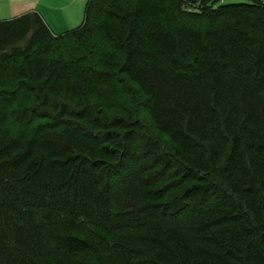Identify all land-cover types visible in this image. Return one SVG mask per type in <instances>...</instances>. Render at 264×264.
Returning <instances> with one entry per match:
<instances>
[{
	"label": "trees",
	"instance_id": "obj_1",
	"mask_svg": "<svg viewBox=\"0 0 264 264\" xmlns=\"http://www.w3.org/2000/svg\"><path fill=\"white\" fill-rule=\"evenodd\" d=\"M216 2L0 20V264H264V0Z\"/></svg>",
	"mask_w": 264,
	"mask_h": 264
},
{
	"label": "rangeland",
	"instance_id": "obj_2",
	"mask_svg": "<svg viewBox=\"0 0 264 264\" xmlns=\"http://www.w3.org/2000/svg\"><path fill=\"white\" fill-rule=\"evenodd\" d=\"M253 0H217L216 4L222 5V4H232V3H238V2H248ZM89 0H0V20H8L12 19L14 17H17L19 15L25 14L27 12L31 11H38L44 15L45 18L48 19L50 24H52V27L58 31L62 32L69 29H74L79 26H81L85 21L86 16V10H87V4ZM190 10V9H189ZM32 33H30L23 41L19 43L20 47H24L29 39L31 38ZM240 88L236 89L235 91L232 90L230 93V96H227L228 103H239L240 106H248L251 102L248 101L246 94L242 96V99L245 100V102L239 99L241 96ZM229 95V94H228ZM241 106V107H242ZM122 112L113 110L110 113H103L107 115V117H112L111 115H114V119L121 118ZM144 116H147V122L148 127L150 128V124L152 122H155L153 117L149 114H146ZM82 122L85 124H89L85 119H81ZM113 128H116L115 126H112ZM112 127L107 126V130L112 131ZM128 128V129H127ZM121 130L127 129L128 131V137L124 139L123 137H116L111 138V140H114V142L111 141L112 146L117 147L122 150V146L125 142V147H129V150H133L137 152L139 157L144 156L143 151H141L143 148V144L141 142L140 135L144 134V129H142V125H136L132 127H119ZM141 131V133H140ZM155 131H153L154 133ZM149 138H152L153 141L158 140V143L163 146H169L170 145V138L169 136L164 133L161 137L158 135H154L152 133H145ZM98 141V140H97ZM86 142H91L92 144L96 143L94 140H87ZM101 142V141H100ZM150 141L147 140L145 143H149ZM172 143V142H171ZM153 147V146H151ZM127 150V148H126ZM145 151V150H144ZM140 162V160H139ZM194 166H189L188 169H192ZM189 171V170H188ZM170 172H175L174 169H172ZM192 181L187 182V185H192Z\"/></svg>",
	"mask_w": 264,
	"mask_h": 264
},
{
	"label": "crops",
	"instance_id": "obj_3",
	"mask_svg": "<svg viewBox=\"0 0 264 264\" xmlns=\"http://www.w3.org/2000/svg\"><path fill=\"white\" fill-rule=\"evenodd\" d=\"M42 14V13H41ZM43 15V14H42ZM44 16V15H43ZM45 18V17H44ZM45 20L47 21V23L49 24V26L52 28V30L54 31V32H56V33H62V32H64V31H62V32H58V31H56L53 27H52V24H50V22L48 21V19L47 18H45ZM69 30H71V29H69ZM65 31H67V30H65Z\"/></svg>",
	"mask_w": 264,
	"mask_h": 264
}]
</instances>
